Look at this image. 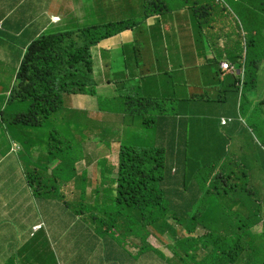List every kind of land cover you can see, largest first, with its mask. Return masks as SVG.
Here are the masks:
<instances>
[{"label":"trees","instance_id":"obj_1","mask_svg":"<svg viewBox=\"0 0 264 264\" xmlns=\"http://www.w3.org/2000/svg\"><path fill=\"white\" fill-rule=\"evenodd\" d=\"M136 2L125 0V10L135 11ZM183 2L181 12L173 14L167 11L165 0H148L143 5V20L165 17L168 24L179 30L196 26L199 32L195 33L202 38L203 47L194 49L197 66H206L208 70L210 62L217 61L216 52H221L218 63L228 61L236 69L243 70L242 79L240 75L225 73L217 63L216 80L222 83V92L230 89L226 92L244 98L245 104L251 105L259 95L258 71L260 61L264 59V40L258 39L264 38L259 35L264 33V0ZM177 16L186 18L185 26ZM155 26L152 24L149 28ZM134 27L133 22L121 21L77 30L67 27L35 38L1 110L0 124L7 129L23 130L22 126L38 127L45 120L54 118L67 125L64 130L54 125V132L62 139L51 137L49 151L39 161L32 160L30 149L33 150L35 143L22 141L28 150L29 159H24L28 182L33 194L40 200L46 199L52 206L41 208V211H53L56 210L54 206H58L68 216L74 215L78 225L82 222L88 226L89 241L82 239L84 243H89L91 250L103 248L110 264H156L154 251L143 248L152 227L164 213H170V219L177 226V231L172 229L170 234L179 248L177 252L171 247L174 263L196 261L204 255L207 264H227L228 256L243 255L242 252L249 248L238 234L247 236L245 231L262 221L258 216L260 203L256 193L245 187L249 186L247 174L229 151L233 125L238 119L229 116L230 122L220 124L219 119L224 115L218 116L216 107L227 103L226 97L222 99L217 94L222 93L221 87L210 91V83H206L202 87L204 94L189 92L186 66L179 61L181 54H154L155 67L150 65L153 70L149 71L148 67L141 66L143 58L138 51L136 55L121 46L112 58L109 49L103 48V54L94 51L102 40ZM231 31L240 34L238 43L232 39ZM149 38L157 45L154 31ZM205 50L211 51L209 57ZM165 56L164 68L160 69ZM182 56L189 58L186 53ZM119 59H123L122 66L112 70L110 66ZM167 65L169 69H166ZM101 67L104 68L105 82L98 81L96 76V71L103 74L97 69ZM100 82L109 85L99 92L97 86H101ZM239 86H243L242 90ZM110 89L113 91L106 92ZM206 92L210 95L204 96ZM66 95L79 99L93 95L103 116L99 117L97 113L94 119H90L87 110L72 107L68 99L64 105ZM23 101L30 102L27 111H24ZM258 106L264 107L263 99ZM115 114L122 116L120 125L110 124ZM83 117L89 121L93 119L91 136L87 140L83 139L84 136L79 139L84 151H77L75 142L68 138H76L73 132L78 131L84 135L80 128ZM116 134L124 140L120 141L119 164L112 168L117 175L116 181L108 177L107 169L100 166L99 174L90 184L96 193L92 203L87 201L91 195L88 197L85 193L80 197L82 203L66 199L62 187L72 179L79 180L75 168L77 162L88 154L94 157L102 154L104 157L98 159L100 165L113 150L111 140ZM11 136V142H16ZM95 140L99 142L98 147ZM81 180L83 188L89 184L85 174ZM101 189L107 195L104 202H100L104 197ZM90 210L92 212L88 213ZM248 213L253 217L252 224L246 218ZM193 222L204 224L203 232L196 236L203 239L200 250H194L195 244L191 242L190 236L195 234L198 226ZM109 223L111 225L107 226ZM162 226L169 228L165 223ZM261 227L264 231V224ZM109 230L117 232L114 239L107 238V241L101 236L107 235ZM71 233L77 237V228L70 229ZM137 238H141L139 249L134 248ZM72 240L73 236L70 243ZM73 243L75 255L82 259L89 257L78 240ZM190 250L194 252L192 256ZM243 256L254 264L262 260L260 250ZM159 264L166 262L161 260Z\"/></svg>","mask_w":264,"mask_h":264},{"label":"rangeland","instance_id":"obj_2","mask_svg":"<svg viewBox=\"0 0 264 264\" xmlns=\"http://www.w3.org/2000/svg\"><path fill=\"white\" fill-rule=\"evenodd\" d=\"M107 1L112 3L114 6L113 10L110 11L109 16L101 14L104 12V10L100 6L98 7L95 6L96 0H71L67 2V4L69 3L68 5L66 4L61 9H57L54 11L55 14H59L61 16H54L53 20L56 23H59L62 21V18H64L67 15L68 18H70L69 20L71 21L69 23L71 24L69 30H77L80 29L81 27H93L94 25H98V26L106 25L109 23H117L121 21L129 22V23L133 22L136 24V27H134L136 33L141 35V40L149 47L154 46L152 48L156 51L157 54L162 55L165 52H170L171 55L181 54L179 61L181 62L182 65L186 66L187 83H189L188 85L189 92L191 93L199 92V94H204L205 91H203L202 87H204L206 83H210L208 85L210 91L213 89L216 90L221 87L219 90L222 92L223 85L221 82L216 80L217 78L216 71H217V63H218L217 61L221 59L222 53L216 52L217 61L210 62V66H208L210 68L208 70L205 69L206 66H202V68L197 66V63L195 61L196 58L193 57V55L194 56L196 55L194 49L196 46L202 47V43H201L202 38L195 33V32L197 33L199 32V30L195 29L196 26L191 27L190 30L189 27L188 28L183 27L182 29H180L181 30L180 31L179 28H175L176 27L175 25L168 24L169 21H166L165 17H159V18L152 17L148 19L146 22H144L143 14H142L143 5L144 2L148 0H137L135 4L136 10L133 12L125 10V0H107ZM183 1L184 0H165V3L167 5L166 7L167 11L172 12L173 14L177 12H181V9L184 7ZM221 3H224V0H221ZM56 17H58L59 19L56 20ZM177 20L183 23L184 26L186 25V18L182 16H177ZM150 23L156 25L155 27H152V29L157 36L156 38L158 42L157 45L153 44L149 38L148 30ZM187 24H189V21ZM168 27L172 28L170 32H168L169 31ZM249 29H245V31L249 32L250 31ZM45 33H48V31L43 32L40 36H42ZM259 35L264 37L263 32H261ZM231 36L232 39L236 43H238V36H240V34L231 31ZM1 37L4 40L9 41L7 37L4 36ZM258 39L264 40V38H258ZM204 41L205 40L203 38V42ZM180 42H182V44H180ZM177 49L179 50V53L177 52ZM94 51L97 53L96 50ZM205 52L207 57L211 55V51L205 50ZM185 53L189 58H185L182 56V54ZM145 55L146 57L151 56L148 50ZM8 56H9V52L7 51L6 46L4 44H0V75L4 79V83H0V91L2 92L5 91L4 93L5 95H7L8 92L9 95L11 94V91L16 84L17 73L19 72L20 66L24 59L23 57L20 66L19 65L17 66L13 62L7 61ZM164 60L165 57L161 60V64L159 65L160 69L164 68V64H162ZM122 63H123V59H119L116 62H114L110 67L113 70L118 67H121ZM224 63L228 65H225ZM218 64L221 70L224 71L225 73L227 74L233 73L236 75H240L242 76L243 79V70L236 69L233 65H231L230 62L221 60ZM150 65L151 64L149 63H145V66L147 67H149ZM223 68H227V70ZM97 69H101L103 72V74H99V72L96 71V76L98 81L105 82L106 76L104 75V68L101 67ZM173 70H176V68H174ZM190 70L192 71L189 72ZM191 78L194 79L190 81ZM182 79H186V78H182ZM258 80H259V95L257 98L253 99L251 105L247 106L245 104L244 98L242 99L239 97L236 98L230 91L226 92V90H230V89H226L222 93H217L218 96L222 99L226 97L227 103L218 105L216 107V113L218 114V116L224 115L219 119L221 125H226L228 122H230L231 117L229 116H234L237 117L238 119L236 124L233 125L234 130L230 136L229 151L236 158L240 168L244 169V171L247 174L249 180V186L246 185L245 187L249 190L250 188H252L254 190V193H256V197L260 203V206L258 207V211H259L258 216L262 220L256 226H253L248 231H245V234H247V236L240 234L238 235L242 242H246L249 244V248L243 251L242 254L245 255L254 250H260V255L262 257V260L257 261L256 264H264V231L261 227V225L263 226L264 224V107L258 106V102L261 99L264 100V59L263 58L259 64ZM103 82H100L101 86H97L98 89L96 88L99 92L104 91L102 90V87L109 85ZM178 86L181 88L185 87V85H178ZM242 88L241 86H239L240 90H242ZM180 89H178L177 91H179ZM112 91H113L112 89L106 90V92H112ZM209 92H206V95L204 96L210 95ZM9 95L6 101L8 100ZM245 96L247 95L245 94ZM77 97L78 96L66 95L64 105L68 99L70 100L72 107H87V111L90 119L91 118L94 119L97 116V113H99V117L103 116L102 113L97 109V102L95 98H93V95H85L81 97L82 100ZM29 105H30L29 101H23V106L25 107L24 111H27L29 109ZM80 120H82V117L80 118ZM92 121L86 120V117H83V125L80 128L84 132V135L80 131L73 132L74 135L76 133H80L81 138L84 136L83 137L84 140L89 139L91 136L90 125L93 123ZM121 123H122V116L120 114H115L110 124L120 125ZM54 125L56 126V128H62L63 130L64 128L67 127V125L63 124L61 120L50 118L45 120L42 126H38V127L22 126L23 130L21 129L15 130L12 129L11 127L8 129V132H10L14 136V139L17 140V142L20 145V147L15 150L14 155L19 157V160L23 164L24 168L26 164L25 160L29 159V157L27 156L28 150H26V147L23 145L22 141L26 140L29 143L34 142L35 147L33 148V150L30 149V151H32L33 156L35 151V153H38L36 156L38 158H41L42 156L46 155L47 152L49 151L48 142L50 141L51 137H53L54 139L61 138L58 136V134L54 132ZM6 126L9 127L10 125L6 124ZM5 129L6 128L1 129L3 131V138L0 140V144L2 146L0 150L5 148L8 149L10 146H12V142L8 143L6 140V134L9 135L11 134L8 133L7 130ZM28 129L31 131V133L28 131ZM119 135L120 134H116L114 138L111 140L112 142H114L113 150L115 149V151L112 150L109 155H106L104 161H101L100 165L98 163V159L104 157V155L102 154H99V156L97 155L96 157H94L92 154H88L79 162H77L75 168L78 171L77 176L79 180L76 179L75 181L74 179H72L71 183L68 182L67 184L63 185L64 187H62L63 194L66 197V199L71 200V202L73 199H76L77 203H82L80 197L83 193H85L88 197L91 195L90 198H88L89 200L87 201L89 203H92L96 196V193L94 192L95 187H93L90 184L99 174L100 166L107 169L108 177L114 178L116 181L117 175L112 172V168L118 166L119 164V149L121 145L120 141L123 140L121 138V135L120 137ZM81 138H68V140L75 142L77 151L78 150L84 151L79 143L80 141L79 139ZM87 145L88 144L86 141V146ZM95 145L96 147L99 146V142L96 140H95ZM92 148L94 149V147ZM24 150L26 151L24 152ZM98 152H100V149ZM79 154H81V152ZM116 172H118V168H116ZM83 174H85L89 183L84 188L81 185L83 181L81 180ZM115 181L113 182L112 180V183L115 184ZM100 193L104 196L103 199L100 200V202L102 201L104 202L105 200H107V195L104 189H101ZM220 199L223 198L221 197ZM31 203L36 204L34 200H32ZM90 212H92V210L88 211V213ZM250 213H253V211H250ZM246 218H248V223L252 224L253 222L252 215L248 213L246 215ZM102 220H100L99 223L100 227H102V223H101ZM162 223H165L169 228L168 229L164 228L162 226ZM175 223L170 219V213H164L160 218V221L157 222L156 226L152 227L151 234H149V238L144 244L143 249H151L152 251H154V256L157 260L156 264H159V261L161 260L166 262V264H179L178 262L174 263V259H172L174 252L172 253L171 250L172 247L173 251H177V252L179 251L177 244L170 238L172 229L174 231H177V226ZM195 224H198L197 229L195 230V234L191 235L190 237H191V242L195 244L193 246L194 250L197 248H199L200 250L202 249L203 239L201 238L197 239L196 236L200 235V233L203 232L202 229L204 224H199V223H195ZM195 224L193 222V225ZM110 225L111 223H109L107 226ZM193 225L191 227H193ZM116 232H117L116 230L114 231L109 230L108 232H106L107 235L102 234L101 237L104 240L106 239L108 241L107 238L110 239L115 238ZM261 232H263V234L260 236L257 237L252 236L253 234L259 235ZM74 239L79 241L86 255L90 256V258L94 257L95 251L97 252L98 248H96L95 250H91L89 248V243L88 244L84 243V241L82 240V236L79 237L78 235ZM140 246H141V238H137V242L135 243L134 248L139 249ZM145 246L148 247L145 248ZM35 247H38V245ZM42 248L45 249V253L47 255L46 258L50 259L48 262H50L51 259H53L54 263H57L58 260L57 255L54 253L52 249V245L49 244L47 246L46 243H44V247ZM67 249L70 252L76 253L74 243L73 242L70 243V238L67 239ZM193 253L194 252L190 250V256H192ZM243 255L240 254L236 256H228L227 264H254L247 257ZM24 259H25L24 255L23 256L19 255L13 258V262L15 264H25ZM197 261L199 262L197 263ZM183 264H207V261L205 259V256L201 255V259L197 258L196 261L189 260L187 262H183Z\"/></svg>","mask_w":264,"mask_h":264},{"label":"crops","instance_id":"obj_3","mask_svg":"<svg viewBox=\"0 0 264 264\" xmlns=\"http://www.w3.org/2000/svg\"><path fill=\"white\" fill-rule=\"evenodd\" d=\"M68 1L71 0H0V44H4L9 52L7 61L20 66L26 49L36 37L45 31L51 32L70 27L71 21L67 15L59 23L53 21L54 16H61L55 14L54 11L61 9ZM95 6H100L104 10L101 14L107 16L114 8L113 4L107 0L96 1ZM168 28L170 32L172 28ZM152 32L153 29L149 28V35ZM1 36L7 37L9 41ZM130 37L131 35L126 33L106 38L94 47V50L103 54V48L109 49L112 58L113 53L117 52L122 43ZM134 54L137 55L136 50ZM141 57L143 58L141 66L147 67L145 63H149L155 67L154 56L146 57L144 53H141ZM132 58L134 57L131 56ZM148 68L149 71L153 70L150 66ZM166 69H169L168 65ZM0 83H4L1 75ZM1 92L0 113L9 95V92L7 95L4 94L5 91ZM1 129H4V126L0 124V140L3 138ZM5 130L8 132L7 128ZM6 140L11 143L13 138L6 134ZM19 147V143L13 141L8 149L0 150V264H15L13 258L19 255L25 256V264H110L103 248H98L93 258L89 256L82 259L74 252L68 254L67 239L73 236L72 241H75L74 235L69 234L70 229L77 228L76 236L81 235L82 239L89 241L88 226L82 225V222L78 225L74 215L68 216L58 206H54L56 210L53 211H41V208L52 206L47 203L46 199L40 200L33 194L26 168L20 162L19 157L14 155ZM0 148H2L1 144ZM37 154L34 151L32 160L39 161ZM32 200L36 204H32ZM39 223H44V227L32 233L33 227ZM44 243L47 246L52 245L57 255V263H54L53 259L48 262L50 259L46 258L45 249L42 248ZM37 245L38 247H35Z\"/></svg>","mask_w":264,"mask_h":264},{"label":"bare ground","instance_id":"obj_4","mask_svg":"<svg viewBox=\"0 0 264 264\" xmlns=\"http://www.w3.org/2000/svg\"><path fill=\"white\" fill-rule=\"evenodd\" d=\"M59 19L58 17H56V20ZM54 21V20H53ZM55 22V21H54ZM110 24V23H109ZM126 33H129L131 35L130 39L127 40V41H124L122 43V47L125 48L126 51L128 50H136L138 51L139 53H144L146 54L147 50L148 52L150 53L151 56H153L154 54H157L156 51L152 48V47H149L147 44H145L142 40H141V35L140 34H137L135 29L134 28H128V29H125L123 30L122 32L116 34V35H119V34H126ZM115 36V35H114ZM78 108V107H77ZM80 108H83L85 110H87L86 107H80ZM75 137L76 138H81V135L80 133H76L75 134ZM63 191V190H62ZM39 225V224H37ZM35 225V226H37ZM33 227V231L32 233L37 229L36 227Z\"/></svg>","mask_w":264,"mask_h":264},{"label":"built area","instance_id":"obj_5","mask_svg":"<svg viewBox=\"0 0 264 264\" xmlns=\"http://www.w3.org/2000/svg\"><path fill=\"white\" fill-rule=\"evenodd\" d=\"M225 65H228V64H226V63H224ZM223 69H226L227 70V68H223ZM231 70H232V68H231ZM42 226V224H39V225H37V226H35L36 228H40Z\"/></svg>","mask_w":264,"mask_h":264},{"label":"clouds","instance_id":"obj_6","mask_svg":"<svg viewBox=\"0 0 264 264\" xmlns=\"http://www.w3.org/2000/svg\"><path fill=\"white\" fill-rule=\"evenodd\" d=\"M111 37H112V36H111ZM39 224H41V223H39ZM41 227H42V226H41ZM41 227H40V228H41ZM37 229H39V228H37ZM37 229H36V230H37ZM36 230H35V231H36Z\"/></svg>","mask_w":264,"mask_h":264}]
</instances>
